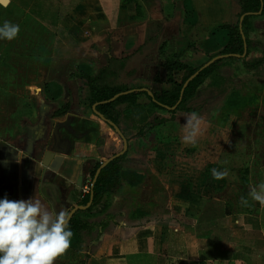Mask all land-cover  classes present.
<instances>
[{
  "label": "crops",
  "instance_id": "obj_1",
  "mask_svg": "<svg viewBox=\"0 0 264 264\" xmlns=\"http://www.w3.org/2000/svg\"><path fill=\"white\" fill-rule=\"evenodd\" d=\"M62 3L67 7L61 9ZM240 11L235 0H10L0 6V24L20 26L15 39L0 40V96L12 99L2 106L8 118L0 121V198L33 197L56 210L74 208L77 177L82 172L86 182L96 164L106 161L93 154L94 144L102 154L109 143L103 139L99 145L93 128L70 124L90 106L86 77L96 76L111 59L118 62L103 82L120 60L132 71L130 61L150 44L160 57L165 43L167 53L182 54V63L202 66L224 49L229 31L221 26L236 24ZM159 59L145 65L144 76L133 80L144 83L133 88L172 90ZM67 103V112L55 116ZM44 108L51 110L46 132L35 124ZM87 121L97 122H82ZM28 124L29 133L22 132ZM46 151L55 152L48 167L42 165ZM167 157L157 151L147 156V166L122 163L119 187L103 198L104 217L88 219L105 226L94 239L88 238L93 233L72 239L55 264H264V204L242 186L233 201L217 199L215 192L228 186L226 176L214 179L211 171L191 184L185 174L169 170ZM216 168L239 178L240 170ZM259 173L252 182L249 169L251 187L264 182ZM244 195L248 203L242 206Z\"/></svg>",
  "mask_w": 264,
  "mask_h": 264
},
{
  "label": "rangeland",
  "instance_id": "obj_2",
  "mask_svg": "<svg viewBox=\"0 0 264 264\" xmlns=\"http://www.w3.org/2000/svg\"><path fill=\"white\" fill-rule=\"evenodd\" d=\"M14 1L19 3L21 0ZM61 7V9H64L67 5L62 3ZM248 35L252 40L253 47L244 58L245 60L241 58L221 59L198 87L195 94L174 114L151 107L148 97L144 94L139 95L134 111L127 115L124 114L123 110L125 105L120 104L115 107L119 116L118 127L128 143L125 153L127 161L124 160L123 164L131 166L132 164L142 163L147 166L150 163L146 160L147 156L161 151L166 152L168 155L167 165L169 170L185 174L191 184L199 182L200 178L208 175L205 174L208 166V173L212 169L221 168L222 166L223 168H230L229 170L232 172L249 168L252 173V179L250 180L255 182L259 179V172L262 174L264 172V63L255 69L249 70L243 62L260 57L264 59V16L251 20ZM158 57L159 60L163 59L157 53L156 46L150 44L144 50H141L134 60L130 61L132 71L126 68L128 65V63L126 64L127 60L123 61V65L115 63L111 69L112 72L109 73L110 75L107 74L103 83L126 87L142 84L144 81L137 83L133 80L138 77L139 79L142 78L147 68L145 65L157 63ZM114 70L117 75H112ZM181 77V71L174 74L177 81H180ZM145 83L150 85L152 82L147 81ZM166 85L168 86V84ZM232 101L234 105H232ZM11 103L12 99L0 96L1 122L8 118L7 114L3 112L6 107L2 108V106ZM61 103H63V99H60L59 104L61 105ZM50 111V109L44 108L42 113H45V116H42L41 120L35 117V124L41 125L43 132H46L45 128L48 129L50 125ZM192 112H196L200 116L201 123L195 142H187L183 139L189 131L185 123L187 116ZM95 116L91 107L88 106L79 113L78 117L76 116L70 120V124L78 128H93L92 131L97 134V138L100 137V140L105 139L106 142H109L107 143L108 147L102 154H97L96 145L94 144L95 151L93 150V154L102 158L107 153L119 149L121 139L110 125L102 120L99 121V118ZM154 116H157L162 124L152 128L145 136H139L138 130L144 125L145 119L151 120ZM88 118L97 121L96 124L91 123L89 125L88 121L82 122L88 120ZM46 121L48 122L45 125L44 122ZM30 126L29 124L26 125V129L23 128L24 130L21 131L29 133ZM22 132L21 134H23ZM131 159L132 162L129 161ZM157 164L161 163L156 162L155 165ZM225 176L228 180V186L224 185L221 193L215 192L217 199L233 201L237 196L235 194L236 187L242 186L247 191L246 193L250 190L251 185L249 183L244 186L239 178H235L237 179L235 181L233 174L226 173ZM89 182L90 179L88 178L85 185ZM159 209L157 210L160 213ZM212 210L214 213H218L217 209H210V211ZM103 214L97 212V208H95L93 212L82 214L81 217L98 221L101 217H104ZM108 215L106 214V216ZM205 217L210 220V213ZM83 236L88 235L83 234ZM95 236L96 232H93L88 238L94 239Z\"/></svg>",
  "mask_w": 264,
  "mask_h": 264
},
{
  "label": "trees",
  "instance_id": "obj_3",
  "mask_svg": "<svg viewBox=\"0 0 264 264\" xmlns=\"http://www.w3.org/2000/svg\"><path fill=\"white\" fill-rule=\"evenodd\" d=\"M235 1L240 6L241 11L239 17L241 15H245L242 21V32L245 36V39L242 38V33L239 28V21H237L236 24L222 25L221 27L223 29H227L229 31V39L224 49L218 55H232V56L220 58L215 62H213L212 64H210L208 67L201 70L199 74L196 75L187 84V86L183 91L182 99L175 109H171V108L178 103V100L180 98V92L184 83L191 75H193L202 66L193 68L191 66L182 63L181 61L182 54L167 53L165 43H163L159 48L160 55L163 57V61L161 62V64L166 69L167 81L173 84L172 90L163 91V92L151 91L152 96H149L146 91H140L139 89L141 88L126 87L115 84L108 85L106 83L103 84L102 79L106 71L109 69L111 64H113V62H118L117 60L111 59L113 61L109 60L110 63L106 67L101 68L96 76L86 77L90 89V107L95 105V110L97 112L102 114L104 118L112 121L117 126L119 124L118 123L119 116L115 110V107L120 104L125 105L124 114L125 115L129 114L131 112L129 108L136 105L137 96L139 94H145L150 101V106L155 109L165 110L171 114H174L175 112L180 110L183 104H185V102L195 94L198 87L203 83L204 79L212 72L215 65L219 63L221 59L232 60L235 58H241L245 60L244 58L247 56V54L250 52L251 48L253 47L252 40L249 38L248 35V29L250 27V23L252 19L264 16V0H235ZM245 45L247 47L246 54L244 57H240L244 54ZM212 58L213 57H210L209 60ZM124 60L125 59L120 60L119 63H122ZM243 63L247 69L251 70L263 64L264 59L260 57L252 61H244ZM179 71L182 72V77L180 81H177L174 78V74ZM124 91H130V92L127 94L120 95L116 97L114 100L109 101L116 94ZM231 103L232 105H234L233 101ZM68 107L69 104L67 103L63 108H61L59 111L56 112L55 116H61L65 114L68 110ZM144 122H145L144 125L141 127V129L138 130L139 136H145V134L150 130H152V128L162 124V121L159 120L157 116H154L151 120L145 119ZM110 127L112 128V126ZM104 142L105 141L102 139L98 141V144L104 146ZM122 147H123V142L121 139L120 148L112 153H107L104 156V160H107L110 157L119 153L122 150ZM124 160H126V154H123L122 156H119L113 159L112 161L108 162L106 166L103 167L99 172L96 181L91 185V190L93 195V201L91 206L86 210L77 211L69 221L71 230L74 233L72 238L73 240H80L83 234L91 235L94 231L97 232L100 227L105 226L104 221L92 222L88 219L82 218L81 215L85 213H91L95 208H97V212L100 213L103 212L104 203L102 201L104 196L106 194L113 193L120 185V171L122 168L121 165ZM99 166L100 163L96 164L92 172V178ZM208 169L205 171L206 172L205 174H209ZM239 174H240L239 179L242 181L244 186H247L248 185L247 176L249 174V168H244L240 170ZM246 197H247L246 195L243 196V198ZM89 199H90V193H88L84 199H81L79 201L78 198L72 197V200L76 202L74 207L78 205H86ZM70 210L68 212H70Z\"/></svg>",
  "mask_w": 264,
  "mask_h": 264
},
{
  "label": "clouds",
  "instance_id": "obj_4",
  "mask_svg": "<svg viewBox=\"0 0 264 264\" xmlns=\"http://www.w3.org/2000/svg\"><path fill=\"white\" fill-rule=\"evenodd\" d=\"M10 0H0L7 7ZM20 31L19 24L5 20L0 24V40H13ZM201 118L196 112L186 118L189 129L183 139L195 142ZM226 172L212 169L214 179H222ZM248 195L264 204V182L251 187ZM248 201L241 198V205ZM67 210L49 208L42 200H10L0 198V264H55L71 246L73 231Z\"/></svg>",
  "mask_w": 264,
  "mask_h": 264
},
{
  "label": "water",
  "instance_id": "obj_5",
  "mask_svg": "<svg viewBox=\"0 0 264 264\" xmlns=\"http://www.w3.org/2000/svg\"><path fill=\"white\" fill-rule=\"evenodd\" d=\"M244 16H245V15H241V16L239 17V28H240V31H241V33H242V38H243V39H245V36H244V34H243V32H242V21H243V19H244ZM244 47H245L244 54H243L242 56H240V57H244L245 54H246V49H247V47H246V45H245ZM228 56H232V55H218V56L213 57L212 59H210L209 61H207L205 64H203L202 67H200V68H199V69H198L193 75H191V76L187 79V81L184 83V85H183V87H182V89H181V92H180V98H179V100H178V103H177L175 106H173L171 109H175V108H176V106L179 104V102H180L181 99H182V94H183V91H184L185 87L187 86V84H188V83H189V82H190V81H191L196 75L199 74V72H200L201 70H203L204 68L208 67L210 64H212V63L215 62L216 60H218V59H220V58L228 57ZM236 56H238V55H236ZM139 90H140V91H146L147 94H148L149 96H152V92H151L150 90H148V89H143V88H141V89H139ZM129 92H130V91L120 92V93L116 94L114 97H112L109 101H112V100H114L116 97H118V96H120V95H123V94H127V93H129ZM167 108H168V107H167ZM92 110L94 111V113H95L100 119H102L103 121H105L106 123H108V125L112 126V128L114 129V131L118 134V136L122 139V142H123L122 150H121L119 153H117L116 155H114V156L110 157L109 159H107L105 162H103V163L97 168V170H96V172H95V174H94V176H93V178H92V184H93V183L96 181L97 176H98L99 172L101 171V169H102L103 167H105L106 164H107L108 162H110V161H112L113 159H115V158H117V157H119V156H122L123 154L126 153L127 148H128V143H127V139L124 137V135L122 134L120 128H119L116 124H114V123H113L112 121H110V120H107L106 118H104V116H103L102 114H100L99 112H97V111L95 110V105L92 106ZM54 155H55V152H54V151H46L45 154H44V157H43V159H42V165H43L44 167H48V166H49V163H50V161L52 160V158L54 157ZM41 184H42V185H41L42 188H43L45 185H47V183H41ZM57 198H58V197H57ZM92 201H93V195H92V190H91V192H90V199H89V201L87 202L86 205H78V206H75L74 208H72V209L70 210V212H69V213H70L69 221H70V219L73 217V215H74L77 211L88 209V208L91 206ZM50 203H51V205H52V201H51Z\"/></svg>",
  "mask_w": 264,
  "mask_h": 264
},
{
  "label": "flooded vegetation",
  "instance_id": "obj_6",
  "mask_svg": "<svg viewBox=\"0 0 264 264\" xmlns=\"http://www.w3.org/2000/svg\"><path fill=\"white\" fill-rule=\"evenodd\" d=\"M118 135V134H117ZM104 161H101L100 163L102 164ZM81 176H82V172H81V174L77 177V180H76V185H77V187H76V189L74 190V194H73V198H78V200H81V199H84L85 197H86V195L88 194V193H90V191L86 194H83L82 193V187L85 185V183L86 182H84V183H82L81 182ZM91 179V181H92V178H90ZM77 190H79V192L77 191ZM76 192V193H75ZM78 194V195H77Z\"/></svg>",
  "mask_w": 264,
  "mask_h": 264
},
{
  "label": "built area",
  "instance_id": "obj_7",
  "mask_svg": "<svg viewBox=\"0 0 264 264\" xmlns=\"http://www.w3.org/2000/svg\"><path fill=\"white\" fill-rule=\"evenodd\" d=\"M91 185H92L91 181L87 185H84L82 187V193L87 194L91 190Z\"/></svg>",
  "mask_w": 264,
  "mask_h": 264
}]
</instances>
